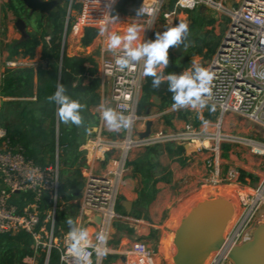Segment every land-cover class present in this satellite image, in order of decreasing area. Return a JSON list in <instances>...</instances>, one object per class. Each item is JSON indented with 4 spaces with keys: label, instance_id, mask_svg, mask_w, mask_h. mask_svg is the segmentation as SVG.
Instances as JSON below:
<instances>
[{
    "label": "built area",
    "instance_id": "obj_1",
    "mask_svg": "<svg viewBox=\"0 0 264 264\" xmlns=\"http://www.w3.org/2000/svg\"><path fill=\"white\" fill-rule=\"evenodd\" d=\"M118 2L114 0L109 6L110 0H79L77 16L71 24L67 20L65 27L69 26L76 35L85 28L106 31L119 21L113 16ZM222 2L195 0L193 4L192 0H139L137 13L141 8L143 11L130 21L140 25L142 42L150 40L152 34L162 33L181 23L179 15L198 6L227 12L229 22L224 34L225 45L219 52V44L213 58L205 66L213 75L212 95L205 107L215 105V111L220 116L217 123L199 118L196 126L188 121L182 131L151 130L147 137L140 138V134L146 130V122H149L147 117L137 114L145 79L143 64L134 62L119 70L115 60L122 52H110L107 43L103 40L100 42L99 72L111 82L110 98L114 110L126 116L132 115L133 124L130 129L116 132L114 137L98 132L84 149L83 183L74 222L89 232L87 252L92 264H104L103 259L109 254L108 250L106 255L97 256L96 234L104 232L109 239V229L115 220H131L129 216L116 211L129 151L167 143L187 145L197 151H209L211 156L207 165L217 168L220 145L226 142L225 136L220 133L221 119L225 113L239 114L264 125V0H238V7L232 10L223 8ZM45 40L49 43L50 37ZM4 42L8 41L1 39L0 27V43ZM5 137L0 130V139ZM246 145L251 147L252 155L264 157V143L248 141ZM109 152H115L117 156L108 158L101 173L95 172L92 161ZM59 153L56 144L53 163L42 167L26 158L24 149L11 144L8 139L0 147V235L18 232L29 235L32 254L23 259L25 264H38L41 250L45 251L42 264H49L52 252L58 255V264H79L68 252L69 231L56 230V218L62 211L63 203L58 192ZM238 176L235 170L227 173L226 188L235 198V215L223 234L220 248L210 254L205 264H231L229 252L250 240L253 228L260 221L257 218L264 220V176L252 189L242 187L238 183ZM213 184L205 182L199 187L204 189L203 193H208L213 189ZM94 215L100 218L99 225L90 221ZM124 256L126 264H161L143 241L134 242Z\"/></svg>",
    "mask_w": 264,
    "mask_h": 264
},
{
    "label": "crops",
    "instance_id": "obj_2",
    "mask_svg": "<svg viewBox=\"0 0 264 264\" xmlns=\"http://www.w3.org/2000/svg\"><path fill=\"white\" fill-rule=\"evenodd\" d=\"M237 1L236 3L238 4ZM225 2L227 3V0H223V6ZM79 6V0L68 1L69 14L68 10H66L63 31L61 33V50L58 53L57 59H50L48 52L51 49V41L47 43L45 38L50 37L51 40V36L46 35L43 38H37V44L29 48L32 51L31 55L23 54L25 49L22 48L18 50V54L14 55L12 53V46L15 43L24 41L31 36L27 33L28 37L22 39L20 33L14 26L18 18H21L26 24L24 19V15L26 14L30 17H37L39 20L45 19L46 24L50 26L48 22L49 17L47 15L41 17L38 13L31 14L19 0H0V27H5L8 35H11L14 40L15 34L21 37V40L13 41L9 49H6L9 45L8 42L4 44L0 43L1 48H5V50L0 51V91L6 89L5 93L0 95V118L1 116L4 117L3 121L0 122V130L5 133V136L7 135L8 130L11 129L7 120L13 112L19 110L20 126L19 128L13 129L23 132V114L26 109L27 111L31 109L37 118L41 120L40 123L43 129L48 130L49 122L48 126L45 127L44 123L47 117H43V111L40 108L48 102L47 97L50 96V86L42 85L43 80H45L43 77L46 75L47 78L50 70L58 65V82L62 58L64 56L68 60L64 64V68L65 72L71 77V88L74 98L85 106L81 111V115L84 117V125L79 127L77 132L78 146L76 152L75 154L68 153L67 156L68 161H71L74 156H77V164L70 167V170L73 172L76 170L79 171L80 176L77 182L78 185H82L86 154L84 149L87 143L98 132L109 137H114L116 133L109 131L101 120L100 105L103 104L114 109V104L110 98L111 82L109 79L103 78L99 72L100 42L103 40L107 43L112 33L123 35L128 26L134 25L140 30V39L142 31L138 23L130 22L138 16V5L132 4V0L126 4H122V0H119L113 11V16L118 18L119 21L111 25L106 31H103V33L95 28H85L80 34L76 35L70 31L69 26L66 28L65 24L67 20L71 24L78 14ZM209 9L205 6H198L192 11L180 14L179 19L189 26V21L194 15L203 18ZM228 9L232 10L235 8ZM54 10L55 8L52 12ZM212 20H214L215 26L218 23V19L214 18ZM87 29L96 30V34L89 44H83ZM64 34L65 36L63 37ZM140 39L134 42V46L141 43ZM69 61L72 63V66ZM76 62H80L81 71H76L73 67ZM10 64L13 65L10 66ZM163 70L164 68H158L157 72H163ZM144 83L145 79L143 85ZM143 95L144 91L141 88L137 114L148 118V121L152 123L151 130L176 131L183 129L189 121L187 118L184 120L180 117L179 113L181 112H178L179 110H173L172 107L161 108V98L158 95L152 94L150 96V100L148 101L151 104L146 102L141 105ZM154 96L160 99L158 105L154 104ZM23 102L24 105L22 104ZM205 112L206 109L198 110V112L192 115L190 121H194L195 117L198 119L203 118ZM212 113L215 115L214 112H211V115ZM86 129H91V131H86ZM232 143H235V141H232ZM15 145L23 148L20 144ZM166 145L161 144L132 149L128 152L126 160L127 170L123 176L118 196V214L127 215L131 220H115L111 224L109 229L110 236L107 243L109 254L104 257V264H126V257L124 255L136 241L145 242L159 263L170 264L162 256V253H160V242L164 233H171L173 235V230L168 226L171 222V208H169L168 204H173L176 201L175 196H192L198 191L197 189L200 184L205 182H214L212 185L214 190L221 191L220 189H226L227 173L232 167H234L232 170L238 173L240 172L238 183L246 189L256 187L261 177L264 176L257 169V167H261L260 160L258 164H251L246 161L244 155L237 156L247 162V165H243L235 156L236 150L231 146L228 147L226 144L220 145L219 164L217 168L208 167L207 160L211 155L207 150L197 151L192 146L187 147V145H183V152L179 153L176 150L181 145L169 143L172 153H168ZM248 155V160L252 159L250 156H255L250 152ZM115 156H117L115 152L97 156V159L92 161L94 171L101 173L108 158ZM241 172L244 175H241ZM250 182L256 183L253 186H249ZM75 189L76 198L68 201L63 200L61 212L64 210L66 212L69 205L75 204L77 214L81 190L78 191L77 187ZM123 202L131 205L129 214L126 213L124 207L121 205ZM58 230L59 232L61 231L60 228ZM153 239L159 241L158 245L154 248V243H151L154 241ZM127 257L131 259L130 256Z\"/></svg>",
    "mask_w": 264,
    "mask_h": 264
},
{
    "label": "trees",
    "instance_id": "obj_3",
    "mask_svg": "<svg viewBox=\"0 0 264 264\" xmlns=\"http://www.w3.org/2000/svg\"><path fill=\"white\" fill-rule=\"evenodd\" d=\"M59 5L55 8L53 12H51V16L48 19L50 26L53 28L51 33V49L48 52L50 59H57L58 53L61 50V33L63 31L65 16H66V4L67 0H57ZM130 0H122V4H126ZM132 4L138 5L139 1L132 0ZM201 18V17H200ZM212 23V22H211ZM86 35L83 40V44H89L94 35L96 34V30L87 29L85 31ZM46 34L42 32L41 38H43ZM156 35L154 34L152 40H154ZM191 37V36H190ZM194 40V46L190 47L188 50L192 55L202 56L204 58H210L213 56L218 49V42H208L206 38L204 39H196V37H191ZM38 42L36 37L30 36L28 39L21 41L19 43H15L12 46V53L18 54L19 49H25L23 54L31 55L32 51L29 48L35 46ZM174 48L169 49V65L167 68H164L163 73L166 76L168 73L174 72L176 74H182L184 71L191 68V60L190 58H183V56L175 57L171 51ZM63 56L62 65L60 69V78L59 83L64 84L67 89V94L73 98V90L71 88V77L65 72L64 64L67 62ZM70 62V61H69ZM68 62V65H69ZM71 66L72 63L70 62ZM73 67L76 71H81L80 62H76ZM57 77L53 79L50 78V96L54 94L56 90ZM53 81V82H52ZM144 95L141 99V105L143 103L148 102L150 100V96L152 94L158 95L161 98V108L172 107V94L167 90V83L164 82L161 84L159 89H153L151 87V77H145V83L143 85ZM6 89H2L0 91V95L5 93ZM57 106L54 103H49L42 105L40 108L43 111V117H47L49 122L48 130H44L42 124L40 123V119L33 113L31 109H26L23 114V132L10 129L7 132L5 138L0 139V147L5 140H9L11 144H20L24 149V154L26 158L34 161L36 164L40 166H46L48 164L53 163L54 161V153L56 149V144L59 146V150L65 154L63 160L60 161V177H59V196L62 201H68L76 198V187L78 185V177L80 176L79 171H75L76 175H69L70 167L76 165L77 156H74L71 161H68V153L76 152V148L78 146L77 143V132L78 128L75 125H63L62 122L59 121L58 116L56 115ZM180 111V110H179ZM180 117L186 120V117L182 116L179 113ZM213 119L210 108L208 111L204 113L203 121H211ZM194 125L196 126L199 121L198 118L195 117ZM71 126V127H70ZM25 131L27 134H25ZM58 131V132H57ZM31 137L30 136V133ZM58 133V135H57ZM171 144V143H170ZM168 145V146H167ZM166 148L168 153H172L169 143H167ZM177 152H183V147L178 146ZM60 156V154H59ZM62 162V164H61ZM63 166L64 169L61 167ZM240 173V172H239ZM241 175H244L241 172ZM76 214V212H75ZM70 217L66 214V212H59L56 218V230L59 231V228H65L66 231H69V225L66 221ZM72 219V218H70ZM31 239L29 235L24 232H18L16 234H3L0 235V264H24L23 259L32 254L30 249ZM45 251L41 250L38 264H42L44 260ZM59 259L58 255L55 253H51L49 264H58Z\"/></svg>",
    "mask_w": 264,
    "mask_h": 264
},
{
    "label": "clouds",
    "instance_id": "obj_4",
    "mask_svg": "<svg viewBox=\"0 0 264 264\" xmlns=\"http://www.w3.org/2000/svg\"><path fill=\"white\" fill-rule=\"evenodd\" d=\"M114 0H110V4ZM195 3V0H192ZM139 9L137 15L142 13ZM116 19V17H114ZM103 29L101 32L103 33ZM189 38V26L187 23H178L167 28L162 33H157L154 40L142 41L134 46V42L140 39V30L136 26H129L123 35L112 33L107 41V50L116 53L120 50L122 54L117 55L115 65L119 70H124L131 63L143 64V75L151 77V87L159 89L161 84L167 83V90L172 94L173 110L184 108H203L211 97V83L213 75L209 69L194 64L192 71H185L182 74L174 72H157L158 68H167L169 65V49L179 47ZM49 103H54L56 115L59 121L65 125L72 124L77 127L84 125V119L81 115L85 107L79 100L71 98L67 94L64 84L57 82L56 90L53 95L47 97ZM101 120L104 126L112 132H120L122 129H130L133 124L132 115H124L111 107L100 105ZM215 111V105H212L210 112ZM91 131V129H86ZM69 225L68 252L79 262V264H92L87 252V243L89 242V232L84 227H78L72 219H68ZM96 252L98 257L107 254L108 236L104 232L96 234Z\"/></svg>",
    "mask_w": 264,
    "mask_h": 264
},
{
    "label": "rangeland",
    "instance_id": "obj_5",
    "mask_svg": "<svg viewBox=\"0 0 264 264\" xmlns=\"http://www.w3.org/2000/svg\"><path fill=\"white\" fill-rule=\"evenodd\" d=\"M69 1V0H67ZM226 3V2H225ZM223 8H225L226 10H230L228 8H237L238 4L236 3V0H227V3L225 4ZM227 5V6H226ZM66 10L69 11L68 9V3L65 6ZM195 12V11H194ZM214 18L218 19V23L214 26ZM24 19L26 21V32L29 34V36H33L36 38H39L42 34V32H44L46 34V36H51L52 30H53V26H49L46 24V22L44 20H39L37 17H30L28 15H24ZM228 21H229V17L227 15V12L223 9H212L210 8L208 10V13L206 14L205 17L200 18L197 17V15H194L193 18L190 19V23H189V36L191 37H196V39L200 38V39H204L206 38V40H208V42H218L219 44L221 43V40L225 34V31L227 29L228 26ZM212 22V23H211ZM154 34H152L150 36V40H152ZM8 36V38H7ZM1 39L3 40H8L9 45L6 47V49H9V46H11V44L13 43V41L15 40H21V37L18 36L17 34H15V40L13 39V37L10 35H8L7 30L5 29V27H1ZM5 43V42H4ZM3 43V44H4ZM5 50V48H1L0 46V51ZM183 58H190L191 60V68L190 70L187 71H192L193 69V65L197 64L200 66L205 67L210 60L213 58V56H211L210 58H204L202 56H197V55H192L190 53L189 50H186L183 54H182ZM59 76V66L56 65V67H54L53 69L50 70V73L48 74V77H45V80H43V86H50V78L53 77V79L55 77L58 78ZM56 78V79H57ZM34 99V98H32ZM36 101V99H35ZM24 105V102L22 103ZM206 109V111L208 110L207 107H203V108H196V109H192V108H184V109H180L182 111H178L182 113V116L186 117L187 120L190 121L191 117L193 114H195V112H198V110H204ZM19 110L13 112L9 119L7 120V123L10 124V128H19V124H20V117L18 114ZM215 115L212 113V117L213 119L210 121L211 123H217L218 119H219V114L214 111ZM3 116H1L0 118V122L3 121ZM84 119V117H83ZM191 124H193V121H191ZM6 125V124H5ZM65 125V124H63ZM71 125V124H68ZM44 126L47 127L48 126V119H46V122L44 123ZM66 126V125H65ZM71 127V126H70ZM79 130V127H77ZM183 129H178L176 131H182ZM30 133V132H29ZM220 133L223 134L225 136V140L226 142H223L222 144H226L228 147L231 146L232 148H234L236 150V158L239 157V155H244L246 157V161H248L251 164H258L259 160L261 161V167H257V169L264 174V157H257V156H250L252 159L248 160L247 155L249 154L251 147L246 145L248 141H256V142H260V143H264V125L253 121L249 118H245L244 116H241L239 114H234L231 112H227L222 116L221 119V130ZM25 134L26 131H25ZM30 133V136L31 137ZM231 141V142H229ZM232 141L235 143H232ZM221 144V145H222ZM222 150V149H221ZM59 161L63 160L64 157V153L61 150V153H59ZM238 156V157H237ZM249 156V155H248ZM240 162L243 163V165H247V162L245 160H241L240 158H238ZM253 168V167H251ZM62 169L63 166H62ZM232 169H234V167H232ZM231 169V170H232ZM256 169V168H253ZM228 171V170H227ZM69 175H76L75 172L73 171H69ZM256 182H250L249 186H253ZM211 187V186H209ZM82 188V185H78L77 189L78 191H80ZM198 191L189 197H180V196H175L176 197V201L172 204L169 203L168 206L170 209V213H171V222L169 223V228L171 230H175L177 223L179 222V220L198 202L201 201L202 199L206 198L207 196H221L224 198H228L230 200H232V202L234 203V205H236V201L235 198L232 196V193L230 192V190L228 188L226 189H220L221 191L218 190H213L211 189L210 191L203 193L204 189H201L200 187L197 189ZM220 193V194H219ZM119 202H117V206H116V211H119ZM73 205V206H71ZM69 205V208L66 209V214L72 218V220L74 221L75 219V212H76V207L75 204H71ZM65 211V210H64ZM63 211V212H64ZM262 211V210H261ZM257 220H261L258 219ZM117 223V222H115ZM114 223V224H115ZM60 232H67L65 230V228H60ZM171 237L172 234L168 233L162 236L161 242H160V253H162V256L165 257V259L167 260V262L171 263L170 257H169V244L171 241ZM154 240V239H153ZM151 243H154L153 248L158 245L159 241L158 240H154ZM169 245V246H168ZM24 263V262H23ZM25 264V263H24Z\"/></svg>",
    "mask_w": 264,
    "mask_h": 264
},
{
    "label": "water",
    "instance_id": "obj_6",
    "mask_svg": "<svg viewBox=\"0 0 264 264\" xmlns=\"http://www.w3.org/2000/svg\"><path fill=\"white\" fill-rule=\"evenodd\" d=\"M31 14L38 13L41 17L51 16V12L59 3L56 0H19ZM22 39L28 37L26 24L18 18L14 23ZM226 37L223 36L221 52ZM194 46V40L189 36L184 44L171 51L175 57L181 56ZM154 104L160 99L153 97ZM152 123L146 124V130L140 134L145 138L150 134ZM188 147V146H187ZM126 213L130 212V204H121ZM235 215L232 200L221 196H207L198 201L177 223L173 231L170 258L172 264H205L211 253L218 250L223 241V234ZM90 221L100 224L96 215ZM231 264H264V220L257 222L252 230L251 238L240 246L234 247L228 254Z\"/></svg>",
    "mask_w": 264,
    "mask_h": 264
},
{
    "label": "bare ground",
    "instance_id": "obj_7",
    "mask_svg": "<svg viewBox=\"0 0 264 264\" xmlns=\"http://www.w3.org/2000/svg\"><path fill=\"white\" fill-rule=\"evenodd\" d=\"M172 236H173V235H172ZM171 242H172V240H171ZM171 244H172V243H171ZM171 244H170V249H169V256H170ZM170 260H171V258H170Z\"/></svg>",
    "mask_w": 264,
    "mask_h": 264
}]
</instances>
